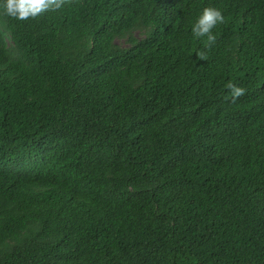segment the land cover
<instances>
[{"label":"trees","instance_id":"trees-1","mask_svg":"<svg viewBox=\"0 0 264 264\" xmlns=\"http://www.w3.org/2000/svg\"><path fill=\"white\" fill-rule=\"evenodd\" d=\"M0 264H264V0L0 12Z\"/></svg>","mask_w":264,"mask_h":264},{"label":"clouds","instance_id":"clouds-1","mask_svg":"<svg viewBox=\"0 0 264 264\" xmlns=\"http://www.w3.org/2000/svg\"><path fill=\"white\" fill-rule=\"evenodd\" d=\"M71 1L72 0H0V12L9 17L23 21L30 17H37L46 11L60 10L65 3ZM223 22L224 16L219 9L215 7H204L192 24L191 31L194 37H206L209 42H212L215 40L212 29L217 24ZM226 87L231 91L233 100L243 95L245 91L244 88L231 82L228 83ZM166 181L167 179L165 182ZM171 186L175 187L176 193H178L177 185L174 183ZM247 212H249V209H244V214Z\"/></svg>","mask_w":264,"mask_h":264}]
</instances>
